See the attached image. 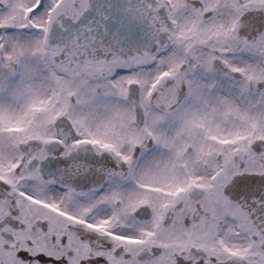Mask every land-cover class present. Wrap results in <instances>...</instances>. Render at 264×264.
Here are the masks:
<instances>
[{
	"label": "snow or ice",
	"instance_id": "obj_1",
	"mask_svg": "<svg viewBox=\"0 0 264 264\" xmlns=\"http://www.w3.org/2000/svg\"><path fill=\"white\" fill-rule=\"evenodd\" d=\"M0 264H264V0H0Z\"/></svg>",
	"mask_w": 264,
	"mask_h": 264
}]
</instances>
